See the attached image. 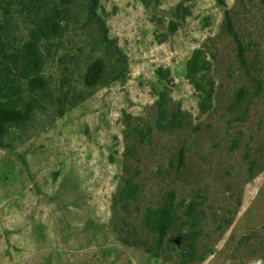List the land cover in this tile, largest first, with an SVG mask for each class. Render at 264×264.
<instances>
[{"label":"rangeland","instance_id":"rangeland-1","mask_svg":"<svg viewBox=\"0 0 264 264\" xmlns=\"http://www.w3.org/2000/svg\"><path fill=\"white\" fill-rule=\"evenodd\" d=\"M93 3L0 0V87L66 14L0 146V264H264V0Z\"/></svg>","mask_w":264,"mask_h":264},{"label":"trees","instance_id":"trees-1","mask_svg":"<svg viewBox=\"0 0 264 264\" xmlns=\"http://www.w3.org/2000/svg\"><path fill=\"white\" fill-rule=\"evenodd\" d=\"M73 0H64L66 5ZM99 0H94V5ZM65 11L55 10L37 29L30 34L28 41L13 56V77L5 75L4 85L0 87V146L3 145L5 135L10 127H22L27 124L33 107L30 100L25 103L24 82L32 92H44L47 89V80L44 76L46 57L43 55L42 45L57 37ZM171 207V206H170ZM166 207L160 213L157 228L164 230L172 208Z\"/></svg>","mask_w":264,"mask_h":264}]
</instances>
